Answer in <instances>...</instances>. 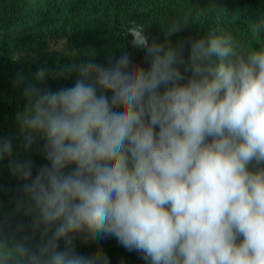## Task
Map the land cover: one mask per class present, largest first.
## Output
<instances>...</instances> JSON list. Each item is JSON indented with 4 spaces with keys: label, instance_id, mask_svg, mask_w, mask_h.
<instances>
[{
    "label": "clouds",
    "instance_id": "obj_1",
    "mask_svg": "<svg viewBox=\"0 0 264 264\" xmlns=\"http://www.w3.org/2000/svg\"><path fill=\"white\" fill-rule=\"evenodd\" d=\"M252 27L251 50L226 25L173 40L185 14L163 39L128 27L143 64L122 48L106 66L75 63L55 90L37 86L46 66L17 72L23 106L0 121V176L30 179L36 215L21 234L0 224V264H264V11ZM37 140L48 163L34 177L30 160L7 166L12 144ZM12 210L1 198L0 214Z\"/></svg>",
    "mask_w": 264,
    "mask_h": 264
},
{
    "label": "trees",
    "instance_id": "obj_2",
    "mask_svg": "<svg viewBox=\"0 0 264 264\" xmlns=\"http://www.w3.org/2000/svg\"><path fill=\"white\" fill-rule=\"evenodd\" d=\"M229 7L237 13H231ZM263 11L264 0H0V121L9 111L22 110L23 85H14L17 72L28 80L46 66L49 75L37 86L55 90L74 83L76 74L67 72L75 63L92 59L106 66L107 57L122 48L143 64L144 50L129 43L131 36L125 35L128 27L143 24L149 38L163 39L166 22L185 14L189 28L174 34L173 40L190 34L219 33L216 28L226 25V33L233 34L246 50H251L256 47L249 41L258 35L252 27L253 19ZM260 37L263 41L264 35ZM42 144V140H37L28 150L23 141L12 144V154L3 155L7 166L15 160H30L34 177L36 169L48 163ZM26 183L30 179L26 181L10 170L0 176V199L13 207L12 220L0 214V224L15 234L31 227L36 215L33 201L23 190ZM8 197H17L19 202H8ZM80 239L81 235L76 234L77 248L83 245ZM105 241L93 236L86 245L100 250ZM59 247H63V241Z\"/></svg>",
    "mask_w": 264,
    "mask_h": 264
}]
</instances>
